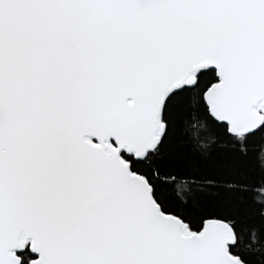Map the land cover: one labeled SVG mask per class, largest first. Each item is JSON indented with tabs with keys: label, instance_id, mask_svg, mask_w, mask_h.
<instances>
[{
	"label": "snow or ice",
	"instance_id": "obj_1",
	"mask_svg": "<svg viewBox=\"0 0 264 264\" xmlns=\"http://www.w3.org/2000/svg\"><path fill=\"white\" fill-rule=\"evenodd\" d=\"M0 264H264V0H0Z\"/></svg>",
	"mask_w": 264,
	"mask_h": 264
}]
</instances>
